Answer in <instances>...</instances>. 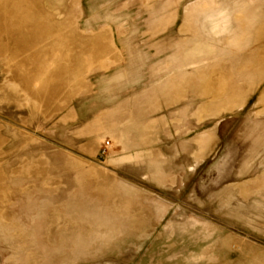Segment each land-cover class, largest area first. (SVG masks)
Instances as JSON below:
<instances>
[{
    "label": "rangeland",
    "instance_id": "1",
    "mask_svg": "<svg viewBox=\"0 0 264 264\" xmlns=\"http://www.w3.org/2000/svg\"><path fill=\"white\" fill-rule=\"evenodd\" d=\"M0 264H264V0H0Z\"/></svg>",
    "mask_w": 264,
    "mask_h": 264
},
{
    "label": "bare ground",
    "instance_id": "2",
    "mask_svg": "<svg viewBox=\"0 0 264 264\" xmlns=\"http://www.w3.org/2000/svg\"><path fill=\"white\" fill-rule=\"evenodd\" d=\"M228 14L223 13L220 17H217L214 20L208 21L206 27L211 31L223 32L229 27Z\"/></svg>",
    "mask_w": 264,
    "mask_h": 264
}]
</instances>
